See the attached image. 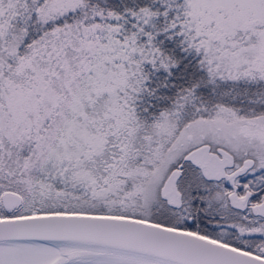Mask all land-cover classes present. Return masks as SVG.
Listing matches in <instances>:
<instances>
[{
  "label": "snow or ice",
  "instance_id": "6c2138e0",
  "mask_svg": "<svg viewBox=\"0 0 264 264\" xmlns=\"http://www.w3.org/2000/svg\"><path fill=\"white\" fill-rule=\"evenodd\" d=\"M0 264H264V0H0Z\"/></svg>",
  "mask_w": 264,
  "mask_h": 264
}]
</instances>
